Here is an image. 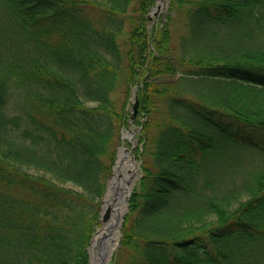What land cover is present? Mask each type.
<instances>
[{
    "label": "trees",
    "instance_id": "obj_1",
    "mask_svg": "<svg viewBox=\"0 0 264 264\" xmlns=\"http://www.w3.org/2000/svg\"><path fill=\"white\" fill-rule=\"evenodd\" d=\"M155 1L0 0V264H88L133 85L146 156L114 259L264 264V169L215 147L264 156V0H168L150 24Z\"/></svg>",
    "mask_w": 264,
    "mask_h": 264
},
{
    "label": "rangeland",
    "instance_id": "obj_2",
    "mask_svg": "<svg viewBox=\"0 0 264 264\" xmlns=\"http://www.w3.org/2000/svg\"><path fill=\"white\" fill-rule=\"evenodd\" d=\"M161 4L160 6L157 5V1L154 3V6L157 5L156 7L158 8H154L153 10H151V13H150V24H152L153 22H156L160 19H163L165 14L167 13V11L169 10L168 9V0H160ZM173 12V16H172V19H171V22H170V31H171V47H172V52L176 55H182L183 53H181V49H180V43H181V40H182V37H184L185 35H187V31H188V28L186 26V16H184V13L181 12V13H176L175 14V11H172ZM46 23V22H45ZM45 23H40V24H45ZM45 27H48V24L46 23ZM55 36V33L53 34ZM134 87H137L136 85H133L132 89L130 90V93L128 94V96L126 97L127 98V109L128 110H131V107H132V103L134 101V95H133V88ZM114 97L117 99V100H122L124 97H125V94H124V91L123 89H119L118 91H116L114 93ZM224 118V122L226 124H228L229 126H234V123H231V119L230 117L228 116H223ZM143 118L142 116H138V117H134L133 120H130L129 116L127 118L128 120V124H126L125 126L121 127L120 129V132H119V143H118V146H117V149L116 151L118 150V148L120 146H122L123 144H125L129 149H130V152H131V155L133 156L134 158V161L137 165V175H136V179H135V184L133 186V188L135 187L136 183L138 182L141 174H142V169H141V162H142V159L145 158L146 154H142V159L140 157V151H141V142H140V137H139V132H140V126L137 122H141L143 121ZM203 125V124H202ZM203 128L205 129L206 132L208 133H212V132H215L216 130L213 129L212 127H208V126H204L203 125ZM244 130H241V133L243 134H246L248 133L250 135V132L252 133L253 130H251L252 128L250 127H245L243 126L242 127ZM250 128V129H249ZM130 131L132 133V136H133V139L132 140H128V139H123L122 138V132L123 131ZM151 133H154V130L151 131ZM255 136L254 137V140L257 139V136H259L260 134L257 133V132H254ZM259 134V135H258ZM229 139H221V138H218V141L215 145L216 147V153H217V157L218 159H221L224 157L225 158H230V159H233V158H237L238 156H240L241 160L244 161V163L247 162V166L244 165V168L248 171V173L250 172H256V171H259V170H262L264 169V156L261 155V157L258 158V155H257V150L254 148V147H251V144H245V143H232V142H229L228 141ZM263 142H264V139H263ZM139 148V149H138ZM137 149L139 150V152L137 151ZM250 152H254V155L253 154H250ZM116 156H117V152H116ZM116 159V158H115ZM152 163V158L149 157V163ZM150 163V164H151ZM114 165V164H113ZM114 173V170H113V167H112V171H111V175L109 177V180L110 178L112 177ZM109 180L107 182V188L105 190V193L102 197V201H101V204H100V209L102 210V202H103V199H104V196L108 190V185H109ZM224 182H226V179H224ZM133 188L130 190V193L131 191L133 190ZM130 197V195H129ZM128 197V199H129ZM128 202V205L126 207V210L122 216V220L124 219V216L127 214V212L129 211V201ZM122 222L120 223V227H119V233H120V236H119V240H118V243L120 242V237H121V225H122ZM103 225V222L101 221L99 226L96 228L95 232ZM94 232V233H95ZM93 233V235H94ZM93 235H92V238H93ZM92 241V239H91ZM91 246V242H90V245H89V248ZM119 245H117L114 249V251L112 252L111 256H110V259H109V264H122L124 263L125 261V257H124V252H121L120 255L117 257V259H114L115 257V253L116 252H119V249H118ZM249 249H252L251 247H249ZM254 249H260L259 246H257L256 248ZM90 255V254H89Z\"/></svg>",
    "mask_w": 264,
    "mask_h": 264
},
{
    "label": "bare ground",
    "instance_id": "obj_3",
    "mask_svg": "<svg viewBox=\"0 0 264 264\" xmlns=\"http://www.w3.org/2000/svg\"><path fill=\"white\" fill-rule=\"evenodd\" d=\"M160 2L157 0V5L160 6ZM122 138L132 140L133 136L130 131L125 130ZM113 170L102 202V209H109L110 216L93 235L89 248L90 264H109L110 256L119 240L121 219L137 175V165L125 144L117 150Z\"/></svg>",
    "mask_w": 264,
    "mask_h": 264
},
{
    "label": "water",
    "instance_id": "obj_4",
    "mask_svg": "<svg viewBox=\"0 0 264 264\" xmlns=\"http://www.w3.org/2000/svg\"><path fill=\"white\" fill-rule=\"evenodd\" d=\"M158 8V7H156ZM148 17H150V14L148 15ZM137 104H138V97H137V94L135 93L134 94V101H133V111H132V117L135 115L136 113V109H137ZM110 216V213H109V209H105L101 212V221L102 222H105ZM89 248V247H88ZM90 262V261H89Z\"/></svg>",
    "mask_w": 264,
    "mask_h": 264
}]
</instances>
